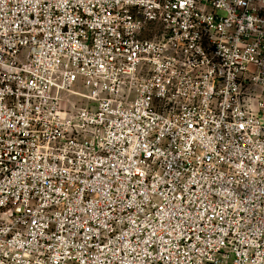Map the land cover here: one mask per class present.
<instances>
[{
    "label": "built area",
    "instance_id": "obj_1",
    "mask_svg": "<svg viewBox=\"0 0 264 264\" xmlns=\"http://www.w3.org/2000/svg\"><path fill=\"white\" fill-rule=\"evenodd\" d=\"M0 264H264V0H0Z\"/></svg>",
    "mask_w": 264,
    "mask_h": 264
}]
</instances>
